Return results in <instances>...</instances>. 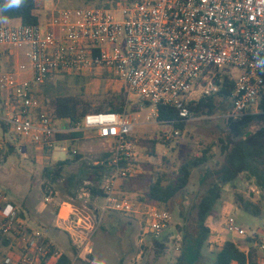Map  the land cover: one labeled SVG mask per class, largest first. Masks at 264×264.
<instances>
[{
	"label": "built area",
	"instance_id": "built-area-1",
	"mask_svg": "<svg viewBox=\"0 0 264 264\" xmlns=\"http://www.w3.org/2000/svg\"><path fill=\"white\" fill-rule=\"evenodd\" d=\"M71 1L33 0L37 12L46 10L49 15L34 26L0 23V47L10 53L26 48L27 60L0 77L1 120L23 144L38 148L44 160H49L58 134L94 131L98 138L113 140L112 157L106 162L107 172L99 186L103 201L99 211L141 214L148 233L158 237L171 222L169 213L149 204L142 210L140 202L117 193L118 182L135 174L132 167L122 165L131 159L134 147L130 118L125 113H89L75 127L58 128L36 90L52 77L107 76L126 94L148 103L149 116H157L159 106H170L179 120L188 121L185 103L190 96L196 91L200 96L216 94L220 89L215 83L218 75L232 73L228 108L221 116L237 121L260 114L264 0H80L84 6L69 7ZM45 3L52 7L46 9ZM19 73L30 77L19 79ZM85 196L89 197L87 190L81 197ZM0 212L6 213L0 230L16 252L3 264H37L48 254L54 258L63 255L41 230L29 227L15 208L8 206L1 192ZM68 213L65 206L57 217L61 223L72 222L70 229L63 230L77 251L70 260L74 264L82 254H92L91 233L98 221L77 209L70 220ZM226 224L232 232L245 235L232 217ZM258 250L259 264H264V226Z\"/></svg>",
	"mask_w": 264,
	"mask_h": 264
},
{
	"label": "rangeland",
	"instance_id": "rangeland-1",
	"mask_svg": "<svg viewBox=\"0 0 264 264\" xmlns=\"http://www.w3.org/2000/svg\"><path fill=\"white\" fill-rule=\"evenodd\" d=\"M69 7H82L85 2L73 0ZM52 4L45 3V8L50 9ZM40 20H46V12H36ZM43 16H42V14ZM25 52L26 48H22ZM27 62V60H26ZM14 55H10L3 48H0V77L4 73H12L22 64ZM111 88L119 90V83L111 81L107 76L100 77H52L51 82L44 87L40 86L36 90V96L44 107L50 100L62 97H76L83 102H90L93 107L100 105L104 93L100 90ZM107 96V94H104ZM128 105L124 108V113L130 118L134 127L130 134V139L134 141L132 157L127 161L128 166L132 167L136 173L128 178L130 190H120L121 198H126L138 204L142 210H146V205H152L146 199V189L151 182L154 172L166 167L168 171L175 170L187 157L198 156L204 150L207 151V163L194 169L191 173L188 185L167 204L156 206L167 211L171 222L169 226L158 236L148 233L144 226V216H126L118 213L106 212L91 240L93 251V262L86 258L84 254L79 258L82 264H173L178 255L179 241L176 239L177 226L181 225V215L195 199L198 190V182L205 168H215L222 160L221 146L224 141L223 131L226 130V122L222 116L212 118H190L185 121L182 130L174 129L169 125L157 122V116L148 115L150 105L140 100L138 97L128 95ZM198 91L190 97L197 98ZM139 105L138 112H131L130 107ZM0 116L4 117V105L0 96ZM264 118L259 117L253 121L249 128L255 129L260 126ZM2 121V120H0ZM60 121V120H55ZM174 131H178L175 135ZM85 136H95L94 132H84ZM21 145L19 146V144ZM15 145L16 152L9 156L6 161L2 156L7 152L8 146ZM77 145L83 156L79 160L67 166L61 173V177L52 183L46 178L44 169L52 168L57 161L65 160L68 154L63 148H75ZM71 144L67 141L55 143L51 158L44 160V154L40 155L30 146L23 144L11 132L4 130L0 124V192L17 211L26 224L42 231L48 229L49 220L54 217L58 204L67 202L73 204L83 215L93 214L94 208L97 210L102 206V199L93 198V204L86 206V199L82 196L85 190L87 177L84 167L91 164L99 156L100 150L114 149L113 140H93L87 139L79 144ZM20 148V149H19ZM166 158L168 162L162 160ZM264 180V178H262ZM235 189L226 186L223 189L221 202L210 215L209 224L213 230L210 234V242L204 247L201 264H210L213 251L225 241H233L239 245H245L247 238L257 234H262L264 226V187H257L254 179H249L246 175H240L235 182ZM256 188V190H255ZM254 190V191H253ZM237 192L249 198L253 203L259 204L261 213L259 217H251L239 211L233 203V194ZM45 198H50L45 202ZM86 206V208H85ZM5 212H0V224L5 219ZM232 217L237 227L245 231V235L239 236L231 231L226 221ZM39 222L42 224L36 225ZM36 225L38 227H32ZM50 238L57 244L60 250L69 254L71 249L69 238L62 233L50 232ZM216 234H220L217 236ZM141 240V242H139ZM210 246H214L212 250ZM132 250V254L129 251ZM140 252H142L140 254ZM12 246L2 248L0 245V264L8 258H13ZM140 254L137 260L136 256ZM126 255H131L133 262L128 263ZM122 257V261L119 258ZM88 261V262H87ZM90 261V262H89ZM39 264V263H37ZM46 264H51L47 261Z\"/></svg>",
	"mask_w": 264,
	"mask_h": 264
},
{
	"label": "trees",
	"instance_id": "trees-1",
	"mask_svg": "<svg viewBox=\"0 0 264 264\" xmlns=\"http://www.w3.org/2000/svg\"><path fill=\"white\" fill-rule=\"evenodd\" d=\"M7 20H19L21 25L34 26L39 23L33 0L19 8L2 13ZM208 69L205 75H208ZM52 78L46 81V87ZM234 75L232 73L219 74L216 84L220 86L219 91L211 96H198L186 101L185 106L190 118H212L223 115L228 108V97L233 87ZM203 81H200L202 84ZM42 85V86H43ZM106 95L102 96L100 105L93 107L90 102H83L76 97H56L44 106L47 113L54 119L65 122L69 127L78 125L83 117L89 113H124V108L128 105L126 93L119 89H100ZM147 105L146 102H144ZM260 114L248 115L237 121H227L226 130L223 131L224 141L221 146L222 160L215 168H205L198 182V190L195 199L189 208L181 215V225L177 226L176 232L180 234L178 255L173 264H201L202 251L207 244L210 230L206 226L207 218L212 214L215 207L222 200L223 189L230 186L235 189V182L240 175H246L249 179H254L257 187H264V120L255 129H250V124L257 118H264V97L259 103ZM131 112H138L139 105L130 107ZM157 122L169 125L174 129L182 130L185 121L179 120L177 112L170 106H159ZM0 124L4 130L8 129L3 121ZM81 132L69 131L56 135L57 141L74 140L80 138ZM16 147L8 146L7 152L2 156V160L16 152ZM207 149L198 156L185 158L175 170L168 171L166 167L154 172L151 182L146 189V199L153 205L161 206L167 204L177 194L181 193L188 185L191 173L194 169L203 166L208 162L206 156ZM72 158L57 161L52 168H45L43 171L47 179L54 183L61 177L65 167L71 166L80 159L76 153L70 154ZM163 161L168 162L166 158ZM107 162V161H106ZM106 162L97 166H85V175L90 182V195L100 197L99 190L102 177L107 172ZM122 165H128L123 162ZM235 207L251 217H259L261 207L253 203L249 198L235 192L233 194ZM9 207H13L8 203ZM3 222V220L1 221ZM10 240L2 234L0 230V245L9 247ZM260 236L254 234L247 238L245 245L247 251H242L240 245L233 241H225L220 248L213 251L210 264H259ZM70 264V259L63 254L59 258H54L53 254H48L41 258L39 264Z\"/></svg>",
	"mask_w": 264,
	"mask_h": 264
},
{
	"label": "crops",
	"instance_id": "crops-1",
	"mask_svg": "<svg viewBox=\"0 0 264 264\" xmlns=\"http://www.w3.org/2000/svg\"><path fill=\"white\" fill-rule=\"evenodd\" d=\"M42 12H46V10H41ZM37 12V11H36ZM40 12V11H39ZM42 14V13H41ZM46 14H48L47 12H46ZM42 16H43V14H42ZM38 17H39V22H42V21H44V20H40V16L38 15ZM3 24H6V25H12V26H17V25H21V23H20V21L19 20H7V22L6 23H3ZM1 48V47H0ZM6 51V50H5ZM7 53L8 54H10V55H14V57L16 58V59H20V60H22L23 61V63L24 62H26V58L24 57V53L25 52H23L22 51V49H18V50H14L13 52H8L7 51ZM17 66V65H16ZM15 69H16V67H15ZM14 69V70H15ZM18 77H19V79H28L30 76L28 75V74H26V73H19L18 74ZM2 119V117L0 116V120ZM56 125H57V127L58 128H64V127H67V124L65 123V122H63V121H56ZM88 132H94V131H88ZM82 133V135H81V137L80 138H77V139H74V140H64V141H67V142H70L71 144H79L80 142H82V141H86L87 139H93V140H109V139H102V138H98L97 137V135H95V136H92V137H87V136H85V134H84V132H81ZM94 134H96L95 132H94ZM58 142H61V141H57L56 140V143H58ZM15 146V145H14ZM35 150H36V152L40 155L42 152L40 151V150H38V148H36V147H34V146H32ZM63 150L64 151H66L67 152V154H68V158L67 159H69V158H72V156L70 155L71 153H76L77 155H79L80 156V159L79 160H83V156H82V154H81V152L79 151V149H78V147H77V145L75 146V148H63ZM112 152H113V149H112V147H110V149H106V150H100V154H99V156H98V158H96L91 164H89L88 163V165L87 166H89V165H91V166H97V165H99V164H103V162L105 163L106 161H108V160H110L111 159V157H112ZM51 154H52V152L49 154V159L51 158ZM8 158V157H7ZM6 158V159H7ZM6 159H5V161H6ZM78 160V161H79ZM74 164V163H73ZM135 173H136V171H135ZM129 179H126V180H121V181H119L118 182V184H117V193H118V196L119 197H121L119 194H120V190H130V187H128L129 186V184H130V181H128ZM86 185H88V186H86V188H85V190H87L88 192H89V197H87V196H85V203H86V206L87 207H90L89 205H91V204H93L92 202H91V200H94L93 199V197L90 195V189H89V186L91 185L90 184V182L88 181V179H87V181H86ZM84 190V191H85ZM83 192V191H82ZM94 198H96L95 199V201L97 200V199H99L100 197H94ZM101 199V198H100ZM50 200V199H49ZM49 200L47 201V202H49ZM46 202V201H45ZM65 206H68L69 207V213H68V218L70 219V220H74V216H73V214H74V212H75V210L77 209L73 204H71V203H67V202H62V203H60V204H58V206H57V209H56V212H55V214H54V217L52 218V219H50L49 220V227H48V229H46V230H43L42 229V232L48 237V239L55 245V247L57 248V249H59V247L57 246V244L56 243H54V241L50 238V232H52V233H55V234H57V233H62L63 235H64V237H66V238H69L68 240L70 241V244H71V249H69V250H72V251H70V253L69 254H67V253H65V252H63L62 250H60L63 254H65V255H67L68 257H69V259L70 260H73V258H74V255L77 253V251L75 250V248L72 246V243H71V239H70V236H69V234L65 231V230H63V229H70V225L72 224V222H70V223H61V222H59L58 221V217H57V214H58V211L60 210V209H62V208H64ZM86 206H85V208H86ZM76 208V209H75ZM100 209V208H99ZM99 209L97 210L96 208H94V212H93V217L94 218H96V220L98 221V226H99V224H100V222H101V220H102V218H103V215L105 214V213H103V214H101V212L99 211ZM67 218V219H68ZM210 216L207 218V220H206V226L209 228V230H210V233H209V238H208V240H207V243H209L210 242V234L213 232V230H212V228H211V226H210V224H209V220H210ZM26 222V221H25ZM68 222V221H67ZM36 225H38V224H42V223H39V222H37L36 221V223H35ZM36 225H32V227H38V226H36ZM98 226L96 227V229L94 230V232L93 233H91V240H92V236L94 237V235L97 233L96 232V230H97V228H98ZM38 228H40V227H38ZM94 234V235H93ZM217 236H220V234H216ZM139 242H141V240L139 241ZM222 244H219V246L216 248V249H218V248H220V246H221ZM2 247V246H1ZM214 246H210V249L212 250V248H213ZM2 248H5V247H2ZM242 251H247V246L246 245H240V247H239ZM13 251V255H16V252H15V250L13 249L12 250ZM132 252V250L131 251H129V253L130 254H132L131 253ZM142 252H140V254H141ZM92 254H93V251H92ZM92 254H90V255H87L86 256V258H88V259H90L92 262H93V258H92ZM140 254H138L137 256H136V259L138 260L139 258H140ZM259 255H260V253H259ZM126 259H128L129 261H128V263H130L131 261L133 262V258H132V256L130 255H126ZM123 259H122V257L121 258H119V261H122ZM88 262V261H87ZM90 262V261H89ZM83 262L79 259V258H77V260L74 262V264H82ZM93 264V263H92ZM232 264H237V263H232Z\"/></svg>",
	"mask_w": 264,
	"mask_h": 264
},
{
	"label": "clouds",
	"instance_id": "clouds-1",
	"mask_svg": "<svg viewBox=\"0 0 264 264\" xmlns=\"http://www.w3.org/2000/svg\"><path fill=\"white\" fill-rule=\"evenodd\" d=\"M27 3V0H0V23H6L7 17L2 13L12 10L19 9Z\"/></svg>",
	"mask_w": 264,
	"mask_h": 264
}]
</instances>
